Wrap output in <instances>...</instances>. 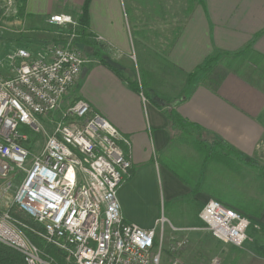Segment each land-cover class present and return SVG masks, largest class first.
Here are the masks:
<instances>
[{"label": "crops", "instance_id": "obj_1", "mask_svg": "<svg viewBox=\"0 0 264 264\" xmlns=\"http://www.w3.org/2000/svg\"><path fill=\"white\" fill-rule=\"evenodd\" d=\"M85 1L26 0L18 18L24 33L33 32L44 48L57 39L47 18L67 14L77 20ZM87 30L91 38L79 48L92 62L83 67L70 102L87 100L132 142L130 174L118 193L124 220L150 229L165 216L175 227L194 228L181 253L187 264H207L213 253L224 262L264 264L259 256L231 258L234 245L216 239L200 218L209 198L239 206L235 194L247 189L249 169H257L248 160L264 148V75L252 71L255 66L264 73V0H91ZM218 55L222 74L193 77ZM239 57L247 58L242 68L231 67ZM135 70L141 93L125 79L136 80ZM167 110L197 124L208 144L219 138L237 155L202 154L191 141L194 133L171 126ZM247 214L264 223V211Z\"/></svg>", "mask_w": 264, "mask_h": 264}, {"label": "built area", "instance_id": "obj_2", "mask_svg": "<svg viewBox=\"0 0 264 264\" xmlns=\"http://www.w3.org/2000/svg\"><path fill=\"white\" fill-rule=\"evenodd\" d=\"M18 16V0H0L1 33H24ZM47 23L57 41L9 51L12 76L0 75V244L26 264H163L166 256L169 264H187L181 253L194 228L175 227L165 216L150 229L124 220L118 193L130 174L132 142L87 100L63 105L92 58L75 45L78 20L56 14ZM200 218L216 239L240 248L262 228L216 198Z\"/></svg>", "mask_w": 264, "mask_h": 264}, {"label": "trees", "instance_id": "obj_3", "mask_svg": "<svg viewBox=\"0 0 264 264\" xmlns=\"http://www.w3.org/2000/svg\"><path fill=\"white\" fill-rule=\"evenodd\" d=\"M25 2L26 0H18V8H19V13H23L24 12V7H25ZM91 0H86L79 19L78 23L80 24V27L78 29V39L75 42V45L77 47H79V44L82 41H87L88 39L91 38L90 33L87 30L88 24H89V6H90ZM24 33H22L21 35H23ZM59 39H61V37H59ZM28 49H31L30 47H26ZM33 50V49H31ZM34 51V50H33ZM218 56H211L209 57L206 62L204 63V65L200 66L196 72V74L193 76H197L199 73H204L207 72L209 70H211L212 68V63L215 62L216 60H218ZM102 63H104L111 71H113L115 74H117L118 76L124 78L125 75L123 73V71L117 67L116 65L106 61L105 59L101 60ZM127 79L130 87L136 91V92H140L141 93V84L139 83V81L137 80H131L129 78H125ZM152 101L159 105L162 106L161 103L162 102H157L155 99H152ZM165 103V102H163ZM168 119L171 123V126L173 128L176 129H180L181 131H185L187 132L190 136H192L191 134H193V137L196 138H192L193 140L192 143L196 145V147L201 151L202 154L206 153V156L210 154L211 157H214L215 155L218 156L219 158H223L226 157L228 158L230 154H236L237 152L226 142H224L223 140L219 139V138H215L214 139V143L208 144L207 141H205V139L203 140L202 137L204 136V133L201 131V128L194 123H190L187 122L184 118H182L178 113H176L174 110H167L166 111ZM200 136V138H199ZM209 153V154H207ZM214 154V156L211 155ZM215 158V157H214ZM210 159V158H208ZM239 203V206L235 207L232 206L234 208L237 209H244V211H246L247 213H254V215L259 216L260 213H262L264 211L263 208H259L256 209L255 212L251 211L250 207L247 205V203ZM21 218L23 220H25L26 222H28L31 225H36L35 222L26 214H20ZM262 224V223H261ZM259 232V231H256ZM260 234H264V224H262V228L260 230ZM31 238L34 239V241L36 242V244H38L42 249H46L48 252H50L53 256H55L56 258L59 256V252L55 249H53L52 247L46 246V244L38 239L35 238L33 236H31ZM255 253L259 256L264 258V244H255ZM53 251L55 252V255L53 254ZM0 264H26L23 256L18 253L17 251L6 247L2 244H0Z\"/></svg>", "mask_w": 264, "mask_h": 264}, {"label": "rangeland", "instance_id": "obj_4", "mask_svg": "<svg viewBox=\"0 0 264 264\" xmlns=\"http://www.w3.org/2000/svg\"><path fill=\"white\" fill-rule=\"evenodd\" d=\"M33 34H34L33 32H28V33H24L22 36H21V34H13L16 36H13L11 34L12 36H10L7 33H1L0 32V75L5 76V77L12 76V72L9 69V65L7 64V62L5 60V56L9 51H11L15 48H18V47H30L34 51H37L41 48V46L39 45V42L41 41V39L37 38V37L35 38L34 36H32ZM56 38L58 39L57 36H56ZM46 39L50 40L51 37L46 38ZM53 39H54V37H53ZM57 39H56V41H57ZM51 43H49V44H51ZM234 59H235V61L233 62L234 64L231 65V67L235 66L236 68H239L238 66H240V69L242 68L241 67L242 63H244L247 60V58L241 59V57L234 58ZM222 64H224L223 61H220V60L217 61L216 60L215 62H213L211 64L212 65L211 70L204 72V73H200V74L208 75L211 72L213 77L218 76L225 71V69H223ZM243 65L245 66V64H243ZM247 68L249 70H251L249 67H246V69ZM243 70L246 71L244 68H243ZM244 71H242V72H244ZM252 71L255 73L258 72L257 76L264 75L263 70L256 71L255 66L253 67ZM129 74H130V72H129ZM134 76L136 77V80L139 81L136 70L134 72ZM143 76L146 79V75L144 74ZM70 93L68 94V96L65 100L66 102H64L63 105H65L69 101H71L72 97L69 96ZM160 100H162V99H160ZM22 128H24V127L22 126ZM249 161H250V163H256V164H254V166L257 169H249V174L246 177V182L248 181L247 189L242 190L241 192H239L238 194H235V195L236 196L238 195L237 197L240 196L239 197V199L241 200L240 203H244V204L247 203V205L250 207L251 211L255 212L256 209H259V208L264 209V179L263 180H261V178L257 179V176H260L261 174L264 175V148L261 149V151L259 152V155H257L252 162H251V160H248V162ZM254 166L250 165V168L254 167ZM262 171H263V173H262ZM235 193H237V192H235ZM238 210H240V209H238ZM245 214L248 216H251V214H247V213H245ZM260 218L261 217H257L256 220L258 221V219L260 220ZM256 231L257 230H255V228L251 230L250 235H251L252 240L248 241L244 247L240 248V247L234 246L235 249L231 252L232 253L231 258L234 259V257H238V258H242V259L251 260V258H253L254 256H258L255 253V247H256L255 244H257V243H259L260 245L264 244V234H260V231L259 232H256ZM182 235H183V233L180 234V236H182ZM53 254L55 255L54 251H53ZM213 255L218 256L220 258L221 264H241L239 262L234 263L233 261H232V263H230V261L224 262L223 257L219 253H217V254L213 253ZM181 258H182V255H181ZM234 260H236V259H234ZM169 262H170V259H168V256H166L163 264H169ZM207 264H209V263H207Z\"/></svg>", "mask_w": 264, "mask_h": 264}, {"label": "bare ground", "instance_id": "obj_5", "mask_svg": "<svg viewBox=\"0 0 264 264\" xmlns=\"http://www.w3.org/2000/svg\"><path fill=\"white\" fill-rule=\"evenodd\" d=\"M128 160H130V159H128ZM130 162H131V160H130ZM257 222V221H256ZM261 224V223H260ZM262 225V224H261Z\"/></svg>", "mask_w": 264, "mask_h": 264}]
</instances>
